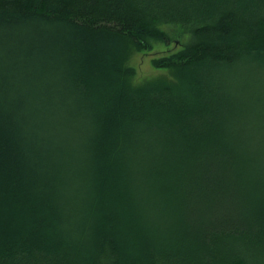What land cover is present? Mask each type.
Returning <instances> with one entry per match:
<instances>
[{
    "label": "trees",
    "instance_id": "trees-1",
    "mask_svg": "<svg viewBox=\"0 0 264 264\" xmlns=\"http://www.w3.org/2000/svg\"><path fill=\"white\" fill-rule=\"evenodd\" d=\"M0 264H264V0H0Z\"/></svg>",
    "mask_w": 264,
    "mask_h": 264
},
{
    "label": "rangeland",
    "instance_id": "rangeland-1",
    "mask_svg": "<svg viewBox=\"0 0 264 264\" xmlns=\"http://www.w3.org/2000/svg\"><path fill=\"white\" fill-rule=\"evenodd\" d=\"M160 29L169 33L173 39L172 43L164 44L162 42H153V49L151 51H140L133 48V46L129 47L131 50V57L128 65L136 70V74L132 80L138 85L145 83L146 80L168 75L169 73L166 70L154 66V59L177 52L190 41V34L181 25H161Z\"/></svg>",
    "mask_w": 264,
    "mask_h": 264
},
{
    "label": "bare ground",
    "instance_id": "bare-ground-1",
    "mask_svg": "<svg viewBox=\"0 0 264 264\" xmlns=\"http://www.w3.org/2000/svg\"><path fill=\"white\" fill-rule=\"evenodd\" d=\"M181 25V24H180ZM183 27V26H182ZM188 43V42H187ZM186 45V44H185ZM122 49H123V47H122ZM181 51V50H180ZM161 58V57H160ZM154 62H155V60H154ZM154 64V63H153ZM177 74V73H176ZM161 82V81H160ZM177 83V82H176ZM133 88V87H132ZM140 88V87H139ZM233 106V105H232ZM233 112H234V110H233ZM233 116V115H232ZM236 117V116H235ZM231 120V119H230ZM234 123V122H233ZM228 124V123H227ZM231 127V126H230ZM241 133V132H240ZM243 134V133H242ZM245 135V134H244ZM250 140V139H249ZM246 141H248L247 139H246ZM261 162V161H260ZM258 163V162H257ZM259 168V167H258ZM261 168V167H260Z\"/></svg>",
    "mask_w": 264,
    "mask_h": 264
}]
</instances>
